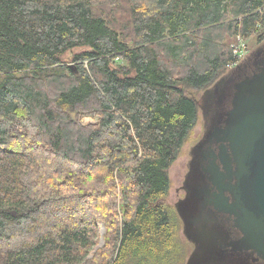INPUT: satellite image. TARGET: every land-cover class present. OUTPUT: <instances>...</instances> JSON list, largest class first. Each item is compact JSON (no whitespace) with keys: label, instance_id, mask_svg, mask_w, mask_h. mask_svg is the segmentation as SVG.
Here are the masks:
<instances>
[{"label":"trees","instance_id":"trees-1","mask_svg":"<svg viewBox=\"0 0 264 264\" xmlns=\"http://www.w3.org/2000/svg\"><path fill=\"white\" fill-rule=\"evenodd\" d=\"M237 39L264 0H0V264H185L168 172Z\"/></svg>","mask_w":264,"mask_h":264},{"label":"water","instance_id":"water-1","mask_svg":"<svg viewBox=\"0 0 264 264\" xmlns=\"http://www.w3.org/2000/svg\"><path fill=\"white\" fill-rule=\"evenodd\" d=\"M197 105L203 133L174 205L193 245L185 264H264V43Z\"/></svg>","mask_w":264,"mask_h":264},{"label":"rangeland","instance_id":"rangeland-1","mask_svg":"<svg viewBox=\"0 0 264 264\" xmlns=\"http://www.w3.org/2000/svg\"><path fill=\"white\" fill-rule=\"evenodd\" d=\"M239 42H244V45L246 47V54L245 56L241 59L240 62L243 61L244 58L251 56V54H255L256 50L260 48V46H256L254 44V41L251 40H241L238 41V39L236 40V43L233 44L232 46H236L239 44ZM86 49H75L74 52L72 54H69L68 56L64 57V62L69 63L68 65H70L71 67H74L72 62V57L74 53H81ZM239 62V63H240ZM228 69H230V67H228ZM233 69V68H232ZM204 92H200L197 94V98L198 100L201 98V96L203 95ZM70 115H74V119L75 120L77 118V115L75 113H70ZM203 112L201 113V110L199 109V113H198V119H197V123L191 133V135L189 136V138L187 139V141L185 142V144L182 146L181 151L176 159V161L171 165V167L169 168V179H170V189L167 195V198L165 200V203L167 205H169L171 207L172 211V216L175 218V220L177 219V213L174 210V205L179 201V199H181L183 197L182 195V191H181V186L183 183V179H184V175L187 171V163L190 160V150L191 148L201 139L202 137V133H203ZM96 118H92V117H83L80 119V123L84 126L86 125H90V124H94L96 123ZM75 210L76 206H75ZM65 213H67V211H65ZM54 215V214H53ZM80 219H82V216L80 217ZM180 230H179V237L182 241L183 244H185L186 246V256H185V260L184 263L186 262L188 256L191 253L192 250V246L185 240V237L182 233V224H180ZM104 228H100V237H99V245H96V248L103 246L104 244V240H103V235H104Z\"/></svg>","mask_w":264,"mask_h":264},{"label":"flooded vegetation","instance_id":"flooded-vegetation-1","mask_svg":"<svg viewBox=\"0 0 264 264\" xmlns=\"http://www.w3.org/2000/svg\"><path fill=\"white\" fill-rule=\"evenodd\" d=\"M222 101H223V98H221V100L219 101V105H221V103H222ZM213 107V106H212ZM211 109V108H210ZM213 110V109H212ZM209 112V111H208ZM210 113H211V111H210ZM208 118H211V115L208 113V116H207ZM200 155H204V153L202 152V151H200ZM190 160H191V158H190ZM189 160V161H190ZM189 161H188V163H187V171H186V173H185V175H184V179H183V183H182V186H181V191H182V195H183V197L181 198V199H179V201L177 202V203H179V202H183L184 200H185V197H186V190L184 189V184H185V182L187 181L186 180V178H187V174H188V171H189V169H188V164H189ZM176 203V204H177ZM226 229L227 228H225V229H223L224 230V232L225 233H227V231H226ZM223 230H222V232H223ZM233 238L235 239L236 237H235V235L233 236ZM186 240V239H185ZM187 241V240H186ZM188 242V241H187ZM191 246H192V250H193V245L190 243V242H188ZM192 250H191V252H192ZM191 254V253H190Z\"/></svg>","mask_w":264,"mask_h":264},{"label":"built area","instance_id":"built-area-1","mask_svg":"<svg viewBox=\"0 0 264 264\" xmlns=\"http://www.w3.org/2000/svg\"><path fill=\"white\" fill-rule=\"evenodd\" d=\"M238 41H241V39H239ZM233 53H234V57L237 60V63L234 64L233 66L230 67L234 68L236 65L239 64V62L241 61V59L245 56L246 54V47L244 45V42H239L238 45L233 47Z\"/></svg>","mask_w":264,"mask_h":264}]
</instances>
